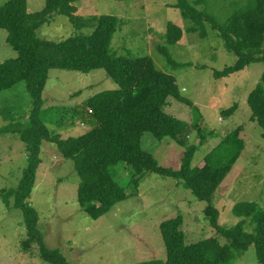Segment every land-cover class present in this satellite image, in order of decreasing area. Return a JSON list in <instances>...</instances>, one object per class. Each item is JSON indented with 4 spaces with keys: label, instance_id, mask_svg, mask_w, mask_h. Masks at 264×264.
Returning <instances> with one entry per match:
<instances>
[{
    "label": "rangeland",
    "instance_id": "obj_1",
    "mask_svg": "<svg viewBox=\"0 0 264 264\" xmlns=\"http://www.w3.org/2000/svg\"><path fill=\"white\" fill-rule=\"evenodd\" d=\"M8 1L0 0V7ZM252 1L207 0V4L198 9H206L221 24H226L233 13ZM177 2L81 0L75 6L78 14L85 18L109 15L119 19L111 53L128 59L151 57L158 70L176 78L182 98L192 106L170 99L166 112L181 121L199 123L201 132L196 128L188 137L189 145L198 147L193 168L224 138L244 127L240 135L245 141L242 156L212 201L220 212V225L232 228L241 221L233 213L237 204L255 202L264 209L263 130L252 122L248 105L249 94L264 74V63L252 64L229 78L216 79L214 73L233 66L236 56L226 50L218 32L209 24L205 25L208 34L205 40L198 34L187 33L191 22L175 8ZM45 6L46 0H28L29 13L40 12ZM170 22L184 30L182 40L176 45L167 43ZM92 32L93 29L75 30L66 17L55 13L52 22L39 30V36L59 42L72 35ZM7 37V31L0 30V64L17 57ZM159 47L168 49L177 66L167 61ZM117 89L119 85L105 70L89 74L52 70L43 93V117L47 126L64 140L87 133L97 126L95 122L84 123L82 115L72 120L74 116L66 118L70 114L65 112L99 93ZM234 105H238V109L233 115L229 118L222 115V111ZM0 108H4L0 113V264H49L41 258L37 246L29 252L22 249L21 242L26 239L23 214L13 207V201L8 208L1 196L3 190L18 187L27 168V146L19 136L27 127L32 109L25 84L0 94ZM194 112L200 116L198 121V114ZM57 119L64 124L71 119V124L58 128ZM142 146L153 152L160 166L173 170L181 168L186 149L171 138L157 141L146 133ZM41 159L36 185L28 201L39 213L45 245L60 251L69 264L164 263L167 253L160 226L180 215L184 219L183 229L194 234L196 240L217 236L204 214L207 204L200 202L177 180L145 173L134 194L136 189L134 184L130 185L132 174L128 167L121 163L111 167L114 180L126 188L129 198L99 220H93L78 200L81 178L74 162L64 159L58 148L50 143L43 144ZM247 231L251 229L247 227ZM219 240L222 245L228 243L223 238ZM235 264H260L255 247H250Z\"/></svg>",
    "mask_w": 264,
    "mask_h": 264
},
{
    "label": "trees",
    "instance_id": "obj_2",
    "mask_svg": "<svg viewBox=\"0 0 264 264\" xmlns=\"http://www.w3.org/2000/svg\"><path fill=\"white\" fill-rule=\"evenodd\" d=\"M79 1L46 0L45 8L37 13H29L28 0H9L0 7V30L7 31V42L17 52L16 58L0 64V94L11 92L24 83L32 101L27 127L19 133L27 146V168L16 189L1 192L6 206L11 208L13 201V207L23 214L26 239L21 242L22 249L29 252L37 246L45 262L69 264L60 251L45 245L39 213L28 201L42 163V146L50 143L58 148L64 159L74 162L81 178L78 200L93 220H99L129 198L126 188L114 180L110 170L120 163L132 174L130 185L134 184V194H137L142 174L154 173L181 182L200 202L207 204L204 214L216 237L198 241L194 234L183 229V216L168 219L160 226L166 261L142 264H235L252 246L258 262L264 264V209L255 202L239 203L233 213L241 221L232 228H225L220 225V212L212 203L245 149V141L240 136L244 127L224 138L193 168L198 147L189 145L188 137L196 128L201 132L199 123L184 122L166 112L170 99L192 106L182 98L176 78L158 70L151 57L128 59L111 53L119 19L109 15L82 17L75 6ZM206 4L207 0L193 3L178 0L175 8L191 22L187 33L198 34L205 40L208 35L205 25L209 24L218 32L226 50L236 56L235 64L215 72V78H229L252 64L264 63V0H253L233 13L226 24H221L206 9H198ZM55 13L66 17L75 30L93 29V32L72 35L59 42L41 38L39 30L52 22ZM183 36L184 30L172 22L168 24L169 45L178 44ZM158 50L170 64L177 66L166 47ZM54 69L83 74L105 70L119 85V89L99 93L65 112L70 114L66 118L74 116L73 120L82 115L84 123H96V127L79 137L64 140L53 134L43 117V93ZM248 105L252 111L251 120L261 127L264 139V74L249 94ZM237 109L238 105H234L222 111V115L231 116ZM3 110L0 108V113ZM199 118L198 114L196 120ZM70 120L64 124L57 119L55 124L63 128ZM146 133L157 141L171 138L186 149L179 170L160 166L153 152L143 149L142 139ZM247 227L251 231H247ZM219 238L228 243L222 245Z\"/></svg>",
    "mask_w": 264,
    "mask_h": 264
}]
</instances>
